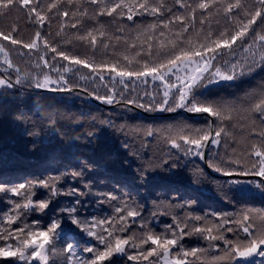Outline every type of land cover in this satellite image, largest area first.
Returning <instances> with one entry per match:
<instances>
[{"label": "snow or ice", "instance_id": "obj_1", "mask_svg": "<svg viewBox=\"0 0 264 264\" xmlns=\"http://www.w3.org/2000/svg\"><path fill=\"white\" fill-rule=\"evenodd\" d=\"M17 9L34 31L25 39L16 24L7 26V30L0 27V61L4 66L0 88L13 93H18L17 86L69 93L79 85L68 73L83 68L88 74L81 75L80 80L100 82L105 88L103 93L95 87L91 93L84 89L97 101L127 110L135 106L152 114L179 116L183 111L201 116L203 125L198 127L186 119L155 127L146 125L119 144L117 151L123 149L121 167L125 172L131 170L134 180L145 182L133 184L137 190L152 187L149 195L155 194L154 188L168 190V205L153 201V207L192 209L183 217L172 218L159 231L154 221L144 216L148 211L146 197H141L146 201L141 204L127 192L116 195L119 189L93 191L107 187L95 179L93 172L100 159L89 158L77 165L78 170L54 177L19 183L0 181V194L12 198L11 203L4 199L7 208L0 210V223L7 225L0 227V264H58L50 257L61 254L63 264H118L125 259L136 264H264V214H194L199 201L187 192V185L198 192L200 181L214 173L221 179L213 177L212 182L228 203L256 195L264 200V80L235 101L212 91L239 87L264 73V0H173L171 6L166 0H0V17L10 16ZM149 17L155 22L143 27L145 39L139 45L124 41L134 55L113 51L110 59L96 60L97 53L107 56L114 47L112 37L100 23L102 18H108L111 27L116 21H132L135 25L137 20ZM54 22L59 39L50 40L49 29ZM93 23L95 28L89 26ZM66 29L83 34L69 36ZM117 31L123 34L124 29L118 27ZM166 31L174 37L167 44ZM115 39L119 42L121 36ZM74 40L91 50L92 56L73 54L70 48L62 47L73 45ZM14 55L30 62L33 70L21 68L14 62ZM117 84L122 88L118 90ZM149 84L153 85L151 89ZM139 85L145 87L138 92ZM9 103L11 107H5ZM24 103L28 106L27 101ZM0 111L17 126L26 119L19 104L7 98ZM240 113H244L243 118ZM53 116L48 114L49 139L54 142L51 146L63 148L66 133L60 129L64 125ZM92 121L95 126L96 118ZM101 123L117 127L110 120ZM119 127L128 136L124 127ZM85 135L91 140L102 132ZM153 142L159 150L149 155L145 149H150ZM190 159L203 161L204 167L186 177L187 185L171 179L183 176L181 161ZM137 161L139 166L132 169ZM162 172L168 174V182L153 186L152 177ZM66 176L73 183L61 184ZM93 196L96 204L107 205L111 213L101 218L89 212L88 201ZM62 199L67 203H61ZM149 215L154 218L159 213ZM33 216L41 218L29 222ZM208 217H218L219 223L207 226ZM189 237L207 241L208 247L185 248L184 241ZM222 247L220 254L202 260L208 249L219 251Z\"/></svg>", "mask_w": 264, "mask_h": 264}, {"label": "trees", "instance_id": "obj_2", "mask_svg": "<svg viewBox=\"0 0 264 264\" xmlns=\"http://www.w3.org/2000/svg\"><path fill=\"white\" fill-rule=\"evenodd\" d=\"M131 2V0H128ZM190 2V0H189ZM170 6L173 0H166ZM87 6V5H85ZM71 7V6H69ZM154 18H147L144 20H137L135 25L132 21H116L109 27L108 18H102L100 23L105 25V30L112 37L111 43L114 45L109 50V55L103 56L97 53L96 60L110 59L111 52L115 51L117 54L124 53L129 56L134 55V51L127 47L124 41L129 43L140 44L145 39V34H142V29L145 25L154 23ZM221 24H224L223 19L220 20ZM16 24L25 39L34 31V29L28 24L27 17L20 10H13L10 16L0 17V27H4L7 30V26ZM90 27L95 28L96 25L90 24ZM123 28V34L117 31V28ZM138 29L140 31H138ZM58 30V24L53 23L49 29V39L55 37V32ZM69 36L79 35L83 33H76L75 30L66 29ZM172 31H176L173 27ZM120 35L121 40L116 41L115 36ZM140 39L137 40V36ZM174 38L172 33L165 32V43L168 40ZM65 50L71 49V52L75 54L79 52L82 56H92V51L86 47L82 48L74 40L73 45H62ZM14 62L19 64L21 68L32 71L30 62L22 60L17 56L12 57ZM63 63V62H62ZM2 64V61H1ZM64 66H67L66 64ZM2 67L4 68L3 64ZM11 73H6L10 75ZM87 69H81L80 72L68 73L70 80L74 81L79 85L73 93H61V94H50L35 92L30 89L21 88L18 93H13L11 90H5L0 88V105H3L5 98L8 101L19 104L20 113H23L26 117L24 122L17 126V124L11 123V117H7L4 111H0V181H12L19 183L24 180H31L36 177H48L58 176L60 173H68L70 171L78 170L77 165L84 161H89V158L100 159L101 163L94 166L93 172L95 173V179L100 181L102 187L100 189H93L96 191L108 192L113 189H119L116 191V195H120V191L127 192L130 194L132 200L139 201L141 204H145L146 201L141 197L147 198L148 211L144 212V216L148 220H153L155 228L159 231L164 224L171 223L174 217H183L187 213H191L192 209L181 210L179 208L171 207H153L152 202L156 201L157 204L163 203L168 205L169 196L167 195L166 188H154V195H149L150 191H153L152 187H140L138 190L133 184L145 183L140 180H134L132 171L125 172L121 167L120 161L123 158V149L119 148V144L123 143L126 139L136 132L137 130L142 131L143 126L152 125L158 126L160 124H170L176 119H186L189 123H194L196 126H202L203 120L201 116H191L185 113L179 114V116H167V117H145L141 116L135 108L129 107L131 110H127L120 105H115L114 108L102 107L95 102H92L88 98V94L84 92L87 88L88 92L91 93L93 87L97 88L100 93L105 91L100 82L92 84L87 80H80L81 75H87ZM53 75H55L53 73ZM14 79V77H13ZM262 80H264V73H258L253 78L245 80L239 85V87L233 85L226 89H212L213 92L219 93V97L227 100L235 101L238 97L243 98L244 93L250 89L255 88ZM119 90L122 88L121 85H116ZM145 86L139 85L137 91H141ZM149 89L153 85L147 86ZM25 101L28 102V106L25 105ZM5 107H11V103L5 105ZM30 108V110H29ZM143 110V109H142ZM20 113H13V115H19ZM54 114L53 118L58 119L59 124H63L61 132L66 133L64 136L65 146L63 148H52L53 141H50L49 128L50 122L48 114ZM81 116L84 119H81ZM241 118L244 117V113H240ZM66 117H72L71 121L67 120ZM92 117L96 118L95 126H93ZM112 121L117 127H109L107 124H102L101 121ZM124 127V131L128 133L125 136L121 133L120 127ZM90 132H102L99 137H93L89 140L85 133ZM28 133H34L29 135ZM239 136V133H235ZM158 145L156 142L152 143L148 151L149 155L153 152H158ZM187 164L185 168L184 165ZM139 166V162L132 164V169ZM204 167L203 161L190 159L189 161H181V171L183 176L172 177L171 179L176 181H182L187 185L186 177L196 173L197 169ZM214 176H209L208 179H202L197 185L199 188L198 192L193 191L192 185H187V192L190 194V198L198 199V206L195 207L194 214L202 215L205 212H221L227 213L228 215L235 214L237 217L241 212H249L251 215L256 216L257 214H264V200L259 195L245 198L242 202L233 201L228 203L222 198L221 189L212 182ZM215 179H220L216 178ZM168 182V174L160 173L152 177V184L155 186L160 183ZM61 184L73 183L67 176L61 180ZM184 191V189H182ZM175 193H173V196ZM157 196L159 200L157 201ZM3 197V194H0ZM7 199L11 203V197H3L0 199V210L7 208V205L3 202ZM19 201V198H15ZM95 196L88 201V211L95 213L97 217H103L111 213V208L107 205L101 207L95 202ZM182 202V201H181ZM61 203H67L66 200L62 199ZM149 212H157L159 215L154 218L149 215ZM164 213H167L164 215ZM41 218L39 216H33L31 219ZM210 223L207 226H211L212 223H219L218 217H208ZM44 222H47L46 217H43ZM199 225V222H197ZM0 227L7 228L6 224L0 223ZM15 227V225H13ZM138 231V229H137ZM215 234V233H214ZM185 248L191 247H208V242L205 240H197L195 237H189L184 241ZM59 248V245H58ZM223 251V247L218 251L215 248L208 249V254L202 257V260H209L212 254H220ZM50 259L58 260V264H63V255L51 256ZM15 264H23V262H15ZM118 264H136V262H128L126 259L121 260Z\"/></svg>", "mask_w": 264, "mask_h": 264}, {"label": "water", "instance_id": "obj_3", "mask_svg": "<svg viewBox=\"0 0 264 264\" xmlns=\"http://www.w3.org/2000/svg\"><path fill=\"white\" fill-rule=\"evenodd\" d=\"M2 71H3V67H2V64H1V61H0V72H2ZM5 75H6V73H5ZM18 87L26 88V89H30V90H32V91H35V92H41V93L61 94V93H52V92H48L47 90H39V89H34V88H28V87H25V86H18ZM75 91H76V89H74L72 92H69V93H73V92H75ZM88 98H89V100H91L92 102H95L96 104H99V105L102 106V107H107V108H114V107H115V105H106V104H104L102 101H97V100L91 98L90 95H88ZM129 107H131V108H135V109L139 112V114H140L141 116H145V117H157V116L166 117V116H175V115H177L176 113H172V114H168V113H157V114H152V113H146L144 110H142V109H138V108H136L135 106H129ZM181 113H185V112L181 111L179 114H181ZM185 114H187V115H191V116H196L195 114H188V113H185ZM197 116H199V115H197ZM207 171H208L209 173L211 172L210 169H208ZM211 175L214 176V177H216V178H220L219 174H214V173H213V174H211ZM220 179H221V178H220Z\"/></svg>", "mask_w": 264, "mask_h": 264}]
</instances>
